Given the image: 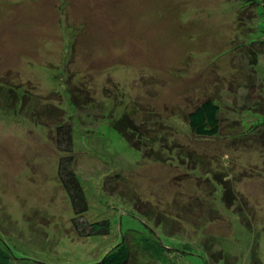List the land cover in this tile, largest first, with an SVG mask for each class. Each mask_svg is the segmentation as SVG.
<instances>
[{
  "label": "rangeland",
  "instance_id": "374dc122",
  "mask_svg": "<svg viewBox=\"0 0 264 264\" xmlns=\"http://www.w3.org/2000/svg\"><path fill=\"white\" fill-rule=\"evenodd\" d=\"M256 1L0 0V241L25 258L3 264H94L119 240L104 264H264ZM207 97L220 131L197 137L185 116ZM124 116L142 149L114 127ZM62 125L84 216L109 235L71 224Z\"/></svg>",
  "mask_w": 264,
  "mask_h": 264
},
{
  "label": "trees",
  "instance_id": "16d2710c",
  "mask_svg": "<svg viewBox=\"0 0 264 264\" xmlns=\"http://www.w3.org/2000/svg\"><path fill=\"white\" fill-rule=\"evenodd\" d=\"M246 1L257 2L256 0ZM259 107L261 113H264V105L260 103ZM245 109H253V107L250 106L248 108L247 106L245 107ZM126 117L127 116L122 117L121 119H119L118 122H115L113 125L120 132V134L130 143V145L140 150L142 149V145H140L138 140L134 139V134L138 135L140 134V132L136 127V124L131 123V121H129ZM185 118L190 131L195 136L214 137L218 135L220 131V104L211 97L204 98L186 114ZM55 140L59 148L62 149L63 152H65L58 159V176L60 178L62 186L65 188L68 194L74 211V215L71 218V224L73 228L76 230L78 235L81 234L89 237H103L109 235V233L111 232V224L109 219L101 218L89 220L84 216L88 205L82 185L78 182L73 169L74 157L72 153V133L70 126H57ZM178 244L182 246L183 250H181V252H183V254L193 255V253L188 252V249H190L191 247L190 242L186 241ZM120 247L121 241L119 240V242L115 244V248L111 249L110 254L106 256L105 259L94 264H104V262L110 255L111 257H113L115 254L118 253ZM3 258H11L16 260L25 259L19 258L16 254H14V252L5 242L0 241V264H3L5 261Z\"/></svg>",
  "mask_w": 264,
  "mask_h": 264
}]
</instances>
